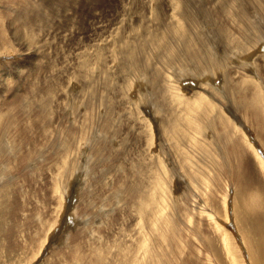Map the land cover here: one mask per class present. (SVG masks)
<instances>
[{
	"label": "rangeland",
	"instance_id": "374dc122",
	"mask_svg": "<svg viewBox=\"0 0 264 264\" xmlns=\"http://www.w3.org/2000/svg\"><path fill=\"white\" fill-rule=\"evenodd\" d=\"M239 226L264 264V0H0V264H236Z\"/></svg>",
	"mask_w": 264,
	"mask_h": 264
},
{
	"label": "bare ground",
	"instance_id": "6f19581e",
	"mask_svg": "<svg viewBox=\"0 0 264 264\" xmlns=\"http://www.w3.org/2000/svg\"><path fill=\"white\" fill-rule=\"evenodd\" d=\"M142 2V1H141ZM242 228V227H241ZM243 230V231H242ZM242 230L240 229L239 226V231L241 235V243H244V247L245 249H247V257L244 260L242 257V254L240 252V249H238V247H236V250L239 252V255L237 257L236 260V264H263V258H262V253L260 254V251H256L255 249H253L252 244L250 243V234H248V232H246V227L242 228ZM252 239V238H251ZM232 240V238H230V241ZM232 243V241H231ZM235 249V248H234ZM234 253V257L236 258V253Z\"/></svg>",
	"mask_w": 264,
	"mask_h": 264
}]
</instances>
